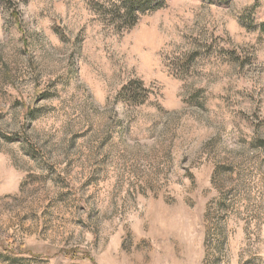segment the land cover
Masks as SVG:
<instances>
[{"label": "rangeland", "instance_id": "rangeland-1", "mask_svg": "<svg viewBox=\"0 0 264 264\" xmlns=\"http://www.w3.org/2000/svg\"><path fill=\"white\" fill-rule=\"evenodd\" d=\"M108 3L0 0V264H264V0Z\"/></svg>", "mask_w": 264, "mask_h": 264}, {"label": "trees", "instance_id": "trees-1", "mask_svg": "<svg viewBox=\"0 0 264 264\" xmlns=\"http://www.w3.org/2000/svg\"><path fill=\"white\" fill-rule=\"evenodd\" d=\"M113 21L127 28L133 27L139 18L163 7L165 0H108ZM28 115V114H27Z\"/></svg>", "mask_w": 264, "mask_h": 264}]
</instances>
